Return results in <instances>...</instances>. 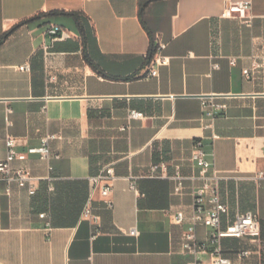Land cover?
Instances as JSON below:
<instances>
[{
  "label": "crops",
  "instance_id": "obj_1",
  "mask_svg": "<svg viewBox=\"0 0 264 264\" xmlns=\"http://www.w3.org/2000/svg\"><path fill=\"white\" fill-rule=\"evenodd\" d=\"M240 1L150 0L141 19V0H0V38L20 24L0 43V159L9 135L26 152L55 134L51 151L61 156L51 161L52 192L48 163L36 155L13 163L41 178L36 195L17 184L7 193L0 181L3 264H187L188 223L175 224L173 214L190 215L202 185L197 141L221 175L223 226L246 212L261 224L257 242L224 238V255L264 264V181L254 178L264 169V0H250L247 19L222 17ZM52 24L70 37L53 41ZM161 43L169 64L151 77ZM204 98L228 107L210 119ZM132 110L143 117L130 118ZM109 166L110 195H91L90 178ZM91 197L97 219L83 217ZM196 232L203 243L211 230ZM212 248L199 254L205 264Z\"/></svg>",
  "mask_w": 264,
  "mask_h": 264
},
{
  "label": "built area",
  "instance_id": "obj_2",
  "mask_svg": "<svg viewBox=\"0 0 264 264\" xmlns=\"http://www.w3.org/2000/svg\"><path fill=\"white\" fill-rule=\"evenodd\" d=\"M251 9V1L245 0L240 2L229 3V5L224 9L222 17H230L236 14L241 19H247L249 17V11ZM47 34H49L53 41L63 40L70 37V34L61 25L52 24L47 29ZM166 44L161 43L156 48V56L154 58L153 67L150 70L149 76L158 77L159 68L162 66H167L169 64V58L164 54L166 49ZM234 63V60L231 61ZM215 67H218L215 64ZM20 70H29V65L24 64L19 67ZM249 69H245L244 73L248 75ZM227 104L219 103L214 100V98H204L202 100V108L205 114L210 119H215L217 113L227 109ZM11 111L9 110V113ZM143 113L136 110L130 112V118H142ZM125 130L126 128H122ZM216 137V136H215ZM57 135L48 134L41 139V144L39 146L28 147L26 152H18L17 147L20 145V140L15 136H7L5 138V145L7 148L6 156L0 159V181L6 183V192H11L12 184H17L20 188H27L28 194L34 196L37 193L36 182L41 179L39 177L33 176L28 168L25 167H14L13 163L16 161L25 162L28 160L29 156L36 155L41 160L48 163L49 175L45 178L50 182L48 190L50 192L54 191V186L52 181L54 180L51 172L54 170L51 161L53 159H59L61 156L59 154L53 153L51 151L50 143L52 140L56 139ZM208 152L204 148L201 141H197L194 144L192 160L197 161L200 166L198 178L202 180V185L193 191V203L192 212L187 215L184 211L180 210L173 214V221L177 225H183L188 223V227L182 233L181 246L183 252L193 256V260L189 261L187 264H205L204 261L199 257L200 253H206L209 251V247L212 246L210 250L211 264H232V260L224 255L222 248V240L227 237L250 238L253 242H257L261 238V224L258 217L252 212H246L243 214H238L233 221H228L226 226H223V218L229 217V207L221 199L220 194V180L221 175L217 170L214 161L208 158ZM160 167L163 170L167 169V163H161ZM173 178L176 180L175 193H183L184 179L185 177L177 171ZM254 178L258 181H264V169L258 170L254 174ZM116 179L115 171L112 166L103 168L98 175L92 176L90 178L92 185V193L100 190L102 196L108 197L111 193L110 181ZM91 199L87 202L83 217L89 219H97L92 211ZM108 207H112L113 203L107 201ZM41 218L45 219L48 217L47 213H41L39 215ZM49 226L50 223L48 222ZM203 225L211 230L207 242H200L197 238V227ZM130 234L137 236L139 233L136 228H132ZM242 255L247 256L250 251L241 252ZM0 264H3L0 259Z\"/></svg>",
  "mask_w": 264,
  "mask_h": 264
},
{
  "label": "trees",
  "instance_id": "obj_3",
  "mask_svg": "<svg viewBox=\"0 0 264 264\" xmlns=\"http://www.w3.org/2000/svg\"><path fill=\"white\" fill-rule=\"evenodd\" d=\"M150 0H141V9H140V16L141 19H143V15H144V10L145 7L147 6V4L149 3ZM20 27V24H18L17 26H15L14 28H12L10 31L6 32L1 38H0V43L3 42V40L5 38H7L9 35H11L16 29H18Z\"/></svg>",
  "mask_w": 264,
  "mask_h": 264
}]
</instances>
